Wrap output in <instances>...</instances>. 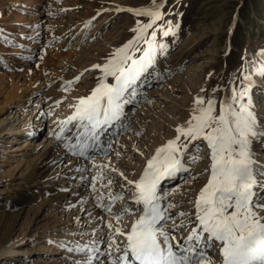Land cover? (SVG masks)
<instances>
[{
    "label": "rangeland",
    "instance_id": "374dc122",
    "mask_svg": "<svg viewBox=\"0 0 264 264\" xmlns=\"http://www.w3.org/2000/svg\"><path fill=\"white\" fill-rule=\"evenodd\" d=\"M160 2L156 0V3ZM151 3L152 0H0V134H4L0 137V249L25 235L23 243L16 248L27 251L13 257H10L11 253L2 254L0 264H50L40 260L46 249L57 247L52 243L54 237H58L55 240L59 245L67 243L63 240L66 237L82 242L86 233L80 235L81 231L75 230L77 214H70L67 220L69 214L62 206L40 209L36 202L21 209L22 200L46 173L55 169L56 161L53 159L42 167L44 162H25L11 150L18 143L8 142L17 136L5 132L11 126L8 122L10 114L17 110L18 102H24L34 91L27 90L19 100L12 94L6 97L7 91L13 92L14 86L18 88L19 85L28 88L36 78L40 81V91L34 94L44 97L43 107L47 105L48 112L53 113L55 119L60 118L62 108L59 104L66 97L78 96L85 85L92 90L98 83L101 72L92 65L106 63L116 48L135 35L131 29L136 27V21L147 23L149 19L128 11H115L116 7H148ZM161 11L162 20L157 24L166 26V22L171 21L173 26L178 25L175 34L170 33L167 37L157 29V40L167 45L166 52L157 56L156 64L159 65L152 68L153 72L162 70L159 73L161 80L149 83L139 98L127 105L129 110L135 109L134 115L126 113L132 120L115 136L120 139L125 135V142L140 148L146 156L155 146L176 136L177 125H184L192 115L196 97H203L205 104L209 98L214 99L217 102L215 114H218L220 102L227 101L232 87H240L242 74L254 72L252 61L262 63L258 53L264 49V0H163ZM151 31L149 29V34ZM140 46H143L142 42ZM131 54L136 58L141 55L140 52ZM178 61H181L180 68H170ZM76 77L79 79H74ZM68 81H72L70 87L66 85ZM107 83H114V78L109 76ZM65 87H68L67 91ZM252 98L256 113L262 115L264 80L254 84ZM19 111L21 117L23 109ZM31 115L32 112L29 117ZM48 124L49 117H46L37 126L41 134L46 132ZM112 130L109 128L106 134L112 135ZM107 154L102 153L103 156ZM132 156L117 164L127 178L136 177L144 165V160H134ZM192 164L187 171L193 173L189 182L199 185L205 181L207 173L205 167L203 171L198 169L203 165L201 160ZM46 166L49 168L44 169ZM87 172L90 173L88 168ZM108 180L113 181L112 191L116 190L119 181H123L121 177ZM108 180L98 179L96 184L107 185ZM103 188L108 193L109 188ZM189 192V187L183 189L184 194ZM90 200L94 201V197ZM90 205V217L101 218L104 224L114 217L99 206L98 201ZM85 213L87 211L83 215ZM108 213L111 215L107 216ZM79 219L84 221V218ZM85 224H82L84 229ZM107 236L104 231L102 237L106 239ZM105 241L102 240L100 245L106 249ZM68 253L73 257L80 256L77 252ZM56 256L65 259L63 264L74 261L65 258L64 254ZM51 264H60V261Z\"/></svg>",
    "mask_w": 264,
    "mask_h": 264
},
{
    "label": "snow or ice",
    "instance_id": "6c2138e0",
    "mask_svg": "<svg viewBox=\"0 0 264 264\" xmlns=\"http://www.w3.org/2000/svg\"><path fill=\"white\" fill-rule=\"evenodd\" d=\"M162 8L163 0L160 3L152 0L148 7H116L115 11H128L149 19L147 23L136 21V27L131 29L135 35L116 48L106 63L92 65L101 72L98 83L89 95L79 97L70 106L74 108L70 116L59 121L60 130L54 135L66 141L65 148L73 155L88 157L90 150L101 148L102 137L109 128L127 127L121 122L124 105L136 95L137 81L154 68L157 56L167 49L165 43L157 40V29L167 37L170 33L174 35L178 27L171 21H167L166 26L157 24L162 20ZM149 29H152L150 34ZM132 52L141 55L136 58ZM258 55L264 57V49ZM252 67L254 72L243 73L240 87L233 86L227 101L220 102L218 114H215L217 102L214 99L209 98L205 104L203 97H196L190 118L184 125H177L174 138L155 149L137 179H128L123 172L119 173L130 187L136 207L133 210L123 205L113 213L117 224L107 225L114 229L108 249H115L119 254L111 259V264H264V198H260L264 192V165L258 163L252 151L253 141L264 137V127L257 119L252 98L253 76L264 77V63L257 64L253 60ZM109 76L114 78V83H107ZM71 84L72 81L66 82L68 87ZM72 122L76 131L73 136H65ZM203 149L207 150L209 160L204 168L207 182L195 199L189 201L194 208V219L191 209L181 211L176 216L183 219L177 224L176 217L169 213L175 205L168 201L170 194L162 190L161 182L189 171L186 163L200 159ZM90 179L92 190L96 191V181L103 180L104 176L97 172ZM112 183L108 180L107 185H102L109 188L107 203H104L103 193L96 197L99 206L109 212L117 200L123 199L122 192L112 194ZM133 211L139 215L130 225L121 227L119 221ZM193 224L182 241L172 243L176 240L174 232ZM117 237L123 239L117 242ZM73 244L67 248L69 252L84 254V259L73 264H99L95 259V242L92 247ZM61 246L66 247L64 243ZM213 247L218 250V261L208 255ZM105 255L111 256V252Z\"/></svg>",
    "mask_w": 264,
    "mask_h": 264
},
{
    "label": "bare ground",
    "instance_id": "6f19581e",
    "mask_svg": "<svg viewBox=\"0 0 264 264\" xmlns=\"http://www.w3.org/2000/svg\"><path fill=\"white\" fill-rule=\"evenodd\" d=\"M158 60L159 58H156V61ZM261 61L262 63H264V57H261ZM180 63L181 61H178L176 64H172L170 68L176 70L180 68L179 65ZM157 65H159V63L156 64L155 62L154 68H156ZM161 72L159 71L153 72V69L150 68L149 72L145 73L140 78V80L137 81L136 95L131 98L130 103L133 104L135 99L139 98V95L143 92V90L147 87V85H149V83L157 82L161 80L160 79L161 76H159L161 75L159 74ZM254 80L256 84L264 79L261 76H256L254 77ZM143 82L145 83L143 84ZM16 83H12V84H16ZM19 86L18 88L14 86L15 89L13 90V92H11V90L7 91L6 97L7 96L10 97V95L12 94V97L14 99L19 100L21 94L26 93L27 90L29 91L33 90L34 92L26 100H24V102H18L16 105L17 110L10 114L11 118L14 117L13 119L10 118L8 121L11 122L12 127L10 126L8 129H6L5 132L17 136V138L13 139L14 138L13 137L12 139L8 140V142L10 143L14 142L15 144L18 143V145L14 146V148H12L11 150L15 151L17 155H20L25 162H31V160L39 161L42 164L44 162V164L41 165L42 167L48 165V163L53 159H55L56 161V165H55L56 167L54 166L55 169L51 170L49 173H46L45 177H42L41 179L42 181H39L38 183L35 184L34 186L35 189L31 191V193L27 194L26 197L22 200V202L20 203L22 205L21 209L27 208L26 206L30 205L31 203L36 204V202L39 203L38 207L40 209H46L50 205H54L55 207H57V205L62 206L65 212L67 211L66 213L69 214L67 220H69L68 218L70 214L72 213L77 214V216L75 217V225H76L75 230L79 229L81 231L80 235L82 234V232H86L85 235L82 237V242L76 241L75 238L67 239L66 237L65 239H63L67 241V243L62 242L66 245V247H62L61 244L58 245L55 240L58 239V237H54L52 243L57 245V247L50 246L48 249H46L43 258L40 261L42 262L48 261L47 263L50 264L51 262L54 263L60 261V264H63V261H65V259L63 257L58 258L56 256L60 254L62 255L64 254L66 256V257L64 256L65 258H73L74 261L84 259L83 253H79L80 256L78 257H73L70 255V253H68L69 251L67 250V248L74 246V244H71L69 242L76 241L75 243L78 244H88L89 247H92L93 242H95L94 246L97 249L95 254V259L99 262V264H111V259L115 258L119 254L115 251V249H111V250L108 249V243L110 242V233H112L114 229H109L107 225L109 223H113V225H116L117 220L114 216L111 217L109 223L106 222V224H104L101 218H92L93 216L91 217L89 216L91 212L89 209V207L91 206L90 204L91 202H97L96 197L98 195L103 193L104 203H107L108 201L107 192L101 185L96 184V191L92 190L90 178L95 176L97 172H102L104 179L101 181H106L111 178H113V180H117L119 177L123 179V177L119 175L120 169L117 164H119L121 161L124 162L125 160H127L129 155H133L132 159L134 160L136 159L144 160V165L141 166V169L139 170V174L136 177L128 178V179H137L139 175L142 173L143 168L146 166L147 160L151 158L152 155L155 154V149L163 144L155 146L154 150L146 156L143 150H141L138 147H135L132 143H129L128 141L125 142V135H122L120 139L115 138L116 135H114V133L123 130L125 127H112L113 129L111 131V133L113 132L112 135L106 134L102 137L103 143L99 150H90L88 157H80L77 155H73L65 148L66 141L59 140L56 137V135H54V133L60 130L59 121L65 119L66 117L70 116L73 113L74 108L73 107L71 108L70 106L74 105L79 97L87 96L91 93V88L89 87V85H85V88H81L79 90L78 96H73L68 98L66 97V99L59 104L60 105L59 107L62 108L61 110L59 109L62 112V115L58 119H55V115L53 113L49 114L50 112H48L47 105L46 107H43L45 103L44 97H40V96L38 97L37 94H34L36 91H40L39 80H37L36 78L32 80L31 86L30 87L28 86V88L27 87L23 88ZM35 97L37 99L33 101V98ZM31 99L32 101H30ZM128 104L129 103L124 105L125 115L121 118L122 124L126 126L132 120L131 117L126 116V113L128 112L133 116L135 111V109L129 110L130 108L129 109L127 108ZM262 104L264 103L262 102ZM59 107H55V108H59ZM21 108L23 109V115L20 117L21 110L19 111V109ZM139 111H141V108H139ZM30 112H32V115L29 117ZM46 117H49L48 129L46 130V132L44 131V133L41 134L40 129L37 126L42 124L44 118ZM123 119H125L126 121ZM257 119L260 125L263 126L264 113L262 115L261 113L257 114ZM74 124L75 122H72L67 126L69 131L65 133V136L74 135L76 131L74 128ZM33 132L35 134L32 135L29 134ZM2 136H4V134H0V137ZM158 139L159 137H156V140ZM108 140L110 141V147H108V142H109ZM72 142L75 143V140H73ZM191 146L192 145H189V151H192ZM107 149L109 150L108 154L106 156H103L102 153L104 154ZM203 150L205 151L202 152L201 158L198 159L201 160V163L203 165L200 168L197 167L202 171L203 168L207 166L205 165V163L209 161L206 155L207 150L206 149ZM252 151L255 153L254 158L258 161L260 165H263L264 137H260L259 139L253 141ZM117 152L120 153L119 156L116 155ZM87 162L90 163L89 167L87 166ZM102 166H106V167H102ZM186 167L189 169L193 167V164L191 162L186 163ZM47 168L49 167L46 166V168L44 169ZM87 168L90 173L87 172ZM113 168L117 169L118 171H113L112 170ZM44 169L42 170V172L44 171ZM107 176L108 178H106ZM20 178L22 177L20 176ZM191 178H193L192 172L190 173L180 172L177 173V175L174 178L166 179L161 182L162 190L170 194L168 197V201L175 205V207L169 209V213L176 217L177 224L180 222L181 219H183L182 217L176 216V213L181 211H187L191 209L193 212L192 219H194V208L193 205L189 203V201L195 199L196 195L199 192V189L207 182V178H206L205 181L203 180L201 184L198 185L195 184L194 181L193 183H190L189 180ZM121 185H125V187L122 188ZM187 187H189L190 192L188 194H184L183 189ZM115 189H116L115 191L111 190L112 194L116 195L117 193L122 192L123 199L116 201L112 206V211L109 213L117 212L123 205H128L131 209L134 210L136 206L132 201V192L130 190V187L126 186V181L124 179L123 181H119V183L116 184ZM263 194L264 192L260 195V198H264V196L262 197ZM43 197H45L43 202H40L42 201ZM93 197H94V201L90 200ZM140 210L141 211L143 210L142 207ZM85 211H87V213L83 215ZM39 212L40 211H38V213ZM109 213L107 214V216L111 215ZM138 215L139 213L133 211L132 214L122 217V219L119 221L120 226L124 227L125 225H130L131 222ZM262 215H264V213H262ZM79 218H84V221H81V219ZM84 222H86L85 224V226H87L86 229L82 227V224ZM168 224L169 227H171V221H169ZM194 226H195L194 224L190 226H186L184 229L178 232H174L173 235L176 237V240L172 241V243L175 244L177 241H182L183 238L187 236L190 227H194ZM104 231H106V236L108 235L106 239L105 237H102ZM97 234H100L101 236H98ZM24 238L25 235H22L21 238H17L12 242H10L9 244L2 247L0 249V256L5 253H11L10 257L20 255L23 252L27 253V251H21V249L16 248L17 246H20L23 243ZM122 239L123 238L117 237V242H120V240ZM102 240H106L105 241L107 243L106 249L103 245L102 247L100 245V242ZM106 252H111V256H106L105 255ZM208 255L212 256L213 260L215 261L219 260V253L216 247H213L209 251ZM74 261H72V263L70 264H73ZM66 262L68 263V261Z\"/></svg>",
    "mask_w": 264,
    "mask_h": 264
}]
</instances>
